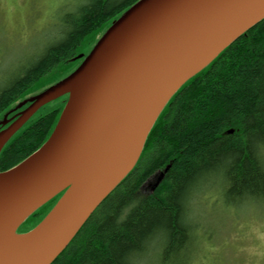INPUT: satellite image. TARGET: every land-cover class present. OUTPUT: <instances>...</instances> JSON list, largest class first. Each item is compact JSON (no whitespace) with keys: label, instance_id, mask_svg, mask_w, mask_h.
Returning a JSON list of instances; mask_svg holds the SVG:
<instances>
[{"label":"trees","instance_id":"16d2710c","mask_svg":"<svg viewBox=\"0 0 264 264\" xmlns=\"http://www.w3.org/2000/svg\"><path fill=\"white\" fill-rule=\"evenodd\" d=\"M139 1L72 0L52 39L3 78L0 115L30 88L76 71L83 61L77 55L88 37L104 25L109 29ZM66 103L11 136L0 151V173L20 165L48 141ZM16 111L8 113L7 123L17 117ZM6 126L0 122V131ZM263 156L264 19L175 92L132 171L51 264H141L159 242L161 261L169 263L193 235L188 205L194 191L223 169L229 198L235 196L239 203L264 198ZM160 172L163 179L153 190ZM61 196L44 203L17 231L37 226ZM25 224L31 227L22 231Z\"/></svg>","mask_w":264,"mask_h":264},{"label":"water","instance_id":"95a60500","mask_svg":"<svg viewBox=\"0 0 264 264\" xmlns=\"http://www.w3.org/2000/svg\"><path fill=\"white\" fill-rule=\"evenodd\" d=\"M194 1L137 2L75 72L34 97L2 133L0 151L28 115L69 94L48 141L0 173V264H51L132 171L175 92L264 19V0H204L191 7ZM175 27L185 29L173 37ZM121 90L117 111L98 135L107 105ZM65 189L34 229L11 240L34 211Z\"/></svg>","mask_w":264,"mask_h":264},{"label":"rangeland","instance_id":"374dc122","mask_svg":"<svg viewBox=\"0 0 264 264\" xmlns=\"http://www.w3.org/2000/svg\"><path fill=\"white\" fill-rule=\"evenodd\" d=\"M71 2L0 0V84L11 71L36 55L52 39L61 26L60 15L69 10ZM107 30L108 25H104L94 31L81 47L80 54L84 53L86 58ZM69 73L67 70L43 85L30 88L0 115V122L7 121L12 114L8 113L14 108H21L26 100L42 94L72 74ZM68 99L69 94H64L41 106L26 117L17 132L51 110L63 107ZM228 186L223 169L213 172L206 184L194 192L188 205L193 235L186 247L171 257L169 263H163L160 255L162 242H159L152 245L141 264H264V198L239 203L235 196H227ZM28 225L31 227L25 224L20 229L23 231L29 228ZM21 235L17 231L12 237L18 239Z\"/></svg>","mask_w":264,"mask_h":264},{"label":"bare ground","instance_id":"6f19581e","mask_svg":"<svg viewBox=\"0 0 264 264\" xmlns=\"http://www.w3.org/2000/svg\"><path fill=\"white\" fill-rule=\"evenodd\" d=\"M204 0H196L193 2V4L191 5V7H195L197 3H200ZM185 27H175L172 31H173V37L176 35H180L182 33V31H184ZM123 91H119L116 93V95L114 96V98L112 99V101L107 105L105 112L102 116L101 122L99 124L98 127V135L103 134V132L105 131V129L108 127L111 119L113 118L115 112L117 111L119 104H120V100L122 97ZM264 159V156H263ZM196 191V190H195ZM194 191V192H195ZM15 238L12 237L11 240H14Z\"/></svg>","mask_w":264,"mask_h":264},{"label":"flooded vegetation","instance_id":"af4514ba","mask_svg":"<svg viewBox=\"0 0 264 264\" xmlns=\"http://www.w3.org/2000/svg\"><path fill=\"white\" fill-rule=\"evenodd\" d=\"M18 113V112H17ZM154 179V177H152L151 179H150V181H152Z\"/></svg>","mask_w":264,"mask_h":264}]
</instances>
